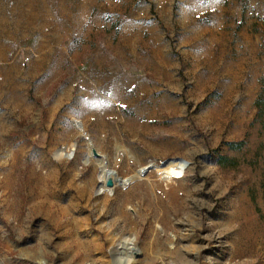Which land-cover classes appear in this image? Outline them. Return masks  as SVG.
<instances>
[{
	"label": "rangeland",
	"instance_id": "obj_1",
	"mask_svg": "<svg viewBox=\"0 0 264 264\" xmlns=\"http://www.w3.org/2000/svg\"><path fill=\"white\" fill-rule=\"evenodd\" d=\"M124 237L264 264V0H0V264H115Z\"/></svg>",
	"mask_w": 264,
	"mask_h": 264
},
{
	"label": "bare ground",
	"instance_id": "obj_2",
	"mask_svg": "<svg viewBox=\"0 0 264 264\" xmlns=\"http://www.w3.org/2000/svg\"><path fill=\"white\" fill-rule=\"evenodd\" d=\"M158 172L159 174H161V176L164 179H170L177 175L178 168L175 165L165 164L163 167L159 168ZM109 177L110 176L107 174L106 170H103L102 175H101V178L104 179V183L102 185L103 189H106L107 187H109L107 186V183L110 180ZM115 241L113 238L111 239V245H112L111 253H112V260L114 261V263L115 264H137L135 257H136V252L138 250L135 248L133 239L124 237L121 241H118L117 243H115ZM94 248H97V247L94 246Z\"/></svg>",
	"mask_w": 264,
	"mask_h": 264
},
{
	"label": "trees",
	"instance_id": "obj_3",
	"mask_svg": "<svg viewBox=\"0 0 264 264\" xmlns=\"http://www.w3.org/2000/svg\"><path fill=\"white\" fill-rule=\"evenodd\" d=\"M243 142H238V143H229L227 144L228 148L230 151H239L243 147ZM236 160L233 158H229L227 156H220L218 158V164L221 167H234L236 165Z\"/></svg>",
	"mask_w": 264,
	"mask_h": 264
},
{
	"label": "water",
	"instance_id": "obj_4",
	"mask_svg": "<svg viewBox=\"0 0 264 264\" xmlns=\"http://www.w3.org/2000/svg\"><path fill=\"white\" fill-rule=\"evenodd\" d=\"M69 157H70V155H69ZM107 186H110V187H111V184H110V182H108V183H107Z\"/></svg>",
	"mask_w": 264,
	"mask_h": 264
}]
</instances>
